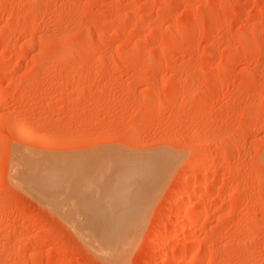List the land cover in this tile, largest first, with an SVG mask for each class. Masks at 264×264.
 Segmentation results:
<instances>
[{
  "label": "rangeland",
  "instance_id": "374dc122",
  "mask_svg": "<svg viewBox=\"0 0 264 264\" xmlns=\"http://www.w3.org/2000/svg\"><path fill=\"white\" fill-rule=\"evenodd\" d=\"M105 151L178 157L111 259L15 180ZM0 264H264V0H0Z\"/></svg>",
  "mask_w": 264,
  "mask_h": 264
},
{
  "label": "bare ground",
  "instance_id": "6f19581e",
  "mask_svg": "<svg viewBox=\"0 0 264 264\" xmlns=\"http://www.w3.org/2000/svg\"><path fill=\"white\" fill-rule=\"evenodd\" d=\"M107 151L88 153L87 157L24 156L15 164V180L56 213L64 209L61 206L71 208V215H76L72 219L81 226L80 236L99 256L111 259L132 242L135 231L127 225L139 222L145 211L141 209L148 208L151 196L178 157L169 151L133 153V157ZM192 210L189 206L187 215ZM65 211L70 214L68 209ZM71 215L67 216L70 220ZM197 216L192 214L191 221Z\"/></svg>",
  "mask_w": 264,
  "mask_h": 264
}]
</instances>
